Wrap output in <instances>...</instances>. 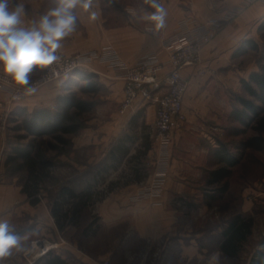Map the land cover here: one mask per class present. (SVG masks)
<instances>
[{
	"label": "crops",
	"instance_id": "obj_1",
	"mask_svg": "<svg viewBox=\"0 0 264 264\" xmlns=\"http://www.w3.org/2000/svg\"><path fill=\"white\" fill-rule=\"evenodd\" d=\"M160 1L167 11L166 25L162 29H156V33L148 30L154 27V22L148 18L155 11L152 7L153 0H148L145 7L130 10L128 20L115 25L107 23L100 1L92 0L89 10L77 7V30L63 41L61 50L65 52L101 48L110 44L124 61L132 65L148 52H155L164 61L167 50L163 42L172 35L176 22L184 16L193 18L198 23L218 26L215 36L202 48V62L186 65L182 69L188 82L182 99L186 119L182 128L172 136L168 149L167 178L161 196L138 201L132 199L148 182L131 178L116 190L123 195H112L98 203V216L102 223H126L127 232L124 236L129 241H143L138 249L123 250V264H219L218 258L228 257L221 250L220 244L232 216L238 213L246 217L251 215L253 222L259 216L264 217L262 193L255 202L242 201L238 210L231 213L229 218H217L212 213L216 204L208 205L217 196L208 197L205 193L212 191L207 190L204 185L207 171L218 165L213 155L217 140L223 139L225 132L233 125L234 121L230 116L232 104L237 95L248 96L242 88L241 79H247L250 72L258 69L254 60L240 62L244 55L257 49H248L237 55L234 50L246 38L258 43V49L263 48L258 34L262 31L259 24L264 18V0L252 3H247L246 0ZM27 3V15L23 18L25 25L56 7L57 0H27ZM92 12L96 13L95 19L91 18ZM200 68L205 70L201 71ZM85 69L93 72L112 95L111 99L120 103L123 89L121 70L113 69L97 59L92 60ZM163 70H168V64H164ZM39 71L41 69H34L31 77ZM63 81L64 79H57L36 87L35 93L25 94L16 106L32 110L39 106L54 105L56 96L63 92ZM8 91L0 88V100L7 97ZM108 97L106 96L107 99ZM154 119L155 104L141 102V95L138 94L133 104L113 119V125L119 128L112 145L124 132V123L127 128L147 129L148 126L153 127ZM85 140L80 137L79 142L74 141V144L84 145ZM141 140L142 137L138 134L132 140L127 139L124 142L127 148L125 156L130 153L128 150L131 146H140ZM144 145L148 155H153L157 160V142L149 138V143L144 142ZM4 157L0 134V172ZM0 219L8 220L14 231L24 238L22 242L25 244L36 236H47L52 240L57 236V224L50 209L46 206L43 208L40 201L32 203L21 185L15 182L0 181ZM126 243L123 241V244ZM156 249L159 252L154 255ZM68 250L71 251H65ZM59 251L55 252L61 254ZM61 256L65 257L63 254ZM249 260L250 258H246L245 264H249ZM81 261V264L103 263L100 259L96 261L85 257ZM4 264H25L23 254L14 252L12 256L5 258Z\"/></svg>",
	"mask_w": 264,
	"mask_h": 264
},
{
	"label": "rangeland",
	"instance_id": "obj_2",
	"mask_svg": "<svg viewBox=\"0 0 264 264\" xmlns=\"http://www.w3.org/2000/svg\"><path fill=\"white\" fill-rule=\"evenodd\" d=\"M99 1L102 13L107 23L111 25L126 22L130 16V10L135 7H145L148 4V0ZM25 6L27 10V0H25ZM258 39L261 44L264 43V30L259 31ZM79 51L83 50L63 52L73 54ZM262 52V47L257 50H252L247 55H244L242 59H240V62L242 61L244 63L248 60H254L257 65L258 61L261 60ZM43 73L44 69H41L38 74L31 77V82L38 79ZM48 82H44L37 87ZM0 88L5 89L2 87ZM9 95L10 92L8 91L7 97L0 101H7ZM78 95L83 97V99L93 100L95 106L90 111L82 114L83 126L76 134L69 136L71 140L70 145H66L63 150L59 152L55 150L47 151V154L52 158L53 164L50 167L48 176L40 183L39 190L37 191L38 201L41 202L43 208L46 206L50 209V205L57 196L56 194L62 185L69 184L79 189L78 187L82 186L85 181L89 179L90 176H88V173L97 170L98 167H101L103 162L108 160L106 155L111 148L110 146L112 145L113 138L115 134H117V129L119 128L117 125H113V119L122 112V110H120V103L115 99H111L112 95L107 91V88L102 86L101 90L95 94L78 92ZM106 96H109L108 99ZM16 107L17 106L14 105L13 108ZM1 110L2 108L0 107V113ZM9 114L5 120L4 129H0V134L3 139V153L5 156L8 151L9 141L15 140L13 136L14 131L10 129L13 122L9 121ZM2 121L3 119L0 118V124ZM232 124L238 125L235 122ZM123 131L134 134L135 136L137 134L140 135L142 137L140 146L139 144L131 146L128 150L130 153L127 156L124 154L119 160L107 161L109 162V166L103 171V175L98 177L95 187L93 188L92 204L86 208L79 224H64L62 228L57 226L58 232L54 240L47 236H36L26 243L29 250L26 254H23L25 264H32L34 262L32 257L42 250V248L37 249L38 247L35 245L36 239L42 238L47 240V244H55L50 251L55 252L60 250L59 252L66 258V264H81V258L84 257L96 261L100 259L101 262H103L102 264H123L125 261V257L122 253L124 249L133 251L137 247L139 248L143 245V241L139 242L135 239L129 241V238L124 236L127 232L126 223H118L116 225L112 223H102L100 222L97 211L98 203L102 202L105 198L112 197V195L117 197L123 195L116 190L118 187L124 186L127 180L133 178L149 182L151 179V174L154 169L153 162H155L156 159L153 158V155H148L144 142L148 144L149 138L155 141L154 128L150 126H148L147 129H139L137 127L127 128V124L124 123L122 132ZM227 131L223 139L232 144H235L241 140V138L243 139L254 132L250 128H247L242 134L230 135ZM80 137L84 138V140L87 138L84 145L74 144V141L79 142ZM46 139H49V137L42 136L33 139V137L28 136L24 138V140L21 139L20 142L27 143L30 140H34L36 143H39L41 140ZM231 147V149L236 152V148L234 146ZM152 160L153 162H151ZM135 166H137V172L134 168ZM0 176V181L15 182L22 186L25 181L26 171L25 169L13 171L12 166L5 165L3 161ZM226 183L227 189L222 192L221 195H218L215 200L213 199L208 202L209 206L216 204L217 207L213 208L212 213H215L217 218H229L231 213L238 210V206L242 201L255 202V200H258L261 194L264 193V151L246 148L240 161L231 168V172L226 178ZM258 193L260 194L258 195ZM28 197L31 199L30 196ZM208 213L207 211L206 215H208ZM89 222H92L91 226L87 232H84L83 229ZM263 240L264 217L259 216L254 219L252 231L245 240L238 255L234 258L221 256L218 258L219 264H245L246 258H250L256 248H262L261 243ZM123 241L127 242L126 245L123 244ZM66 249H70L71 251H65ZM156 252H159V249H156L154 253Z\"/></svg>",
	"mask_w": 264,
	"mask_h": 264
},
{
	"label": "trees",
	"instance_id": "obj_3",
	"mask_svg": "<svg viewBox=\"0 0 264 264\" xmlns=\"http://www.w3.org/2000/svg\"><path fill=\"white\" fill-rule=\"evenodd\" d=\"M259 29L264 30V18L259 24ZM258 43L251 38L240 42L234 53L241 54L248 49H258ZM81 81V82H80ZM242 88L248 96L237 95L232 104L231 119L238 125L228 128L230 135H239L250 128L254 132L245 138H241L235 144L224 139L217 140V146L213 149V155L218 163L215 168L207 171L204 182L208 197L221 195L227 188L226 180L231 168L236 165L243 156L246 148L264 151V43L261 60L258 61V69L250 72L247 79H241ZM102 84L96 75L85 68H77L71 76L64 79L63 92L56 96L54 105H45L28 110L23 106H17L9 114V121L13 122L10 129L14 131L15 140L9 141L8 151L4 160L5 165L12 166V170L25 169L26 177L22 184V190L31 197L35 203L39 200L37 191L39 185L48 176L52 166V158L47 154L49 150L61 151L66 145L71 144L70 135L76 134L83 126L82 114L90 111L95 102L80 97L81 93H97ZM31 136L34 138L48 136L49 139L36 143L30 140L27 143L21 139ZM135 135L123 132L117 142L110 146L106 158L107 161L117 160L127 148L124 142L132 140ZM231 146L236 148L233 151ZM103 162L101 167L88 173L89 179L79 189L72 185H62L57 196L50 205V212L59 228L64 224H79L86 208L92 204L93 188L99 176L108 168L109 162ZM136 172L137 166L134 167ZM92 222L85 225L83 231L87 232ZM253 217L242 216L239 213L232 216L223 233L220 244L221 250L234 258L238 255L242 242L251 232ZM262 248H256L251 254L249 264H264V240ZM66 258L61 254L48 251L38 257L32 264H65Z\"/></svg>",
	"mask_w": 264,
	"mask_h": 264
},
{
	"label": "built area",
	"instance_id": "obj_4",
	"mask_svg": "<svg viewBox=\"0 0 264 264\" xmlns=\"http://www.w3.org/2000/svg\"><path fill=\"white\" fill-rule=\"evenodd\" d=\"M252 3L258 0H246ZM156 2L161 3L160 0ZM217 25L198 23L195 19L184 16L175 25L172 35L164 40L163 46L167 50V58L163 61L155 52L142 55L137 62L129 65L121 58L115 47L104 45L67 54L58 50L61 59L44 69L38 79L31 82L35 87L44 82L65 79L71 76L77 68H86L94 59L106 63L113 69L122 71L123 89L120 100V110L130 107L137 95H141V102L155 104L154 139L157 142L159 157L155 161L151 179L132 197V199L159 198L166 177L168 165V149L172 142L174 132L182 128L186 119L183 111L182 99L187 89V79L182 74V69L187 66L197 65L202 62V48L217 33ZM151 33H156L154 27L148 28ZM164 64L168 70L164 71ZM204 71V68H200ZM0 87L8 89L10 95L7 101H0L2 108L0 118L3 119L0 129H4L5 120L14 105L23 99L25 92L16 87L9 77L0 72ZM1 178V176H0ZM159 203V201H156ZM44 238L36 239L37 252L33 261L38 256L46 254L54 247ZM158 252L155 253L157 255Z\"/></svg>",
	"mask_w": 264,
	"mask_h": 264
},
{
	"label": "clouds",
	"instance_id": "obj_5",
	"mask_svg": "<svg viewBox=\"0 0 264 264\" xmlns=\"http://www.w3.org/2000/svg\"><path fill=\"white\" fill-rule=\"evenodd\" d=\"M78 6L89 10L92 0H57L56 7L25 25L23 18L27 10L23 0H0V72L25 94L37 91L31 83L34 69H47L61 59L58 50L78 27L75 11ZM152 7L155 11L148 18L154 22L155 29L164 28L166 9L156 0ZM91 18H96L95 12ZM23 239L8 220L0 219V264L14 252H28Z\"/></svg>",
	"mask_w": 264,
	"mask_h": 264
}]
</instances>
